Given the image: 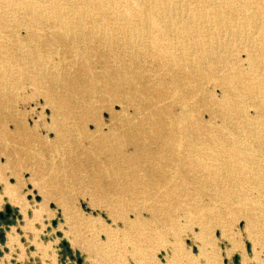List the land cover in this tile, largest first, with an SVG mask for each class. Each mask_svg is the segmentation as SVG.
Wrapping results in <instances>:
<instances>
[{
    "label": "bare ground",
    "instance_id": "bare-ground-1",
    "mask_svg": "<svg viewBox=\"0 0 264 264\" xmlns=\"http://www.w3.org/2000/svg\"><path fill=\"white\" fill-rule=\"evenodd\" d=\"M216 1L0 0V73L14 88L13 74L34 73L53 106L97 126L95 103L126 101L109 117L110 170L147 200L166 204L195 186L228 202L235 187L264 199V0ZM54 83L73 86L53 98ZM220 217L213 207L203 220ZM174 220L164 222L175 230ZM202 244L179 251L217 264Z\"/></svg>",
    "mask_w": 264,
    "mask_h": 264
},
{
    "label": "rangeland",
    "instance_id": "rangeland-1",
    "mask_svg": "<svg viewBox=\"0 0 264 264\" xmlns=\"http://www.w3.org/2000/svg\"><path fill=\"white\" fill-rule=\"evenodd\" d=\"M34 75L13 74V81L22 82L14 88L0 73V212L11 207L9 218L0 220V264H190L179 250L195 255L202 240L217 264H264L263 198L252 192L241 199L235 187L228 202L195 186L166 204L147 200L138 185L126 187L110 170L116 142L109 117L126 101L106 100L108 109L95 103L97 126L90 115L79 119L76 111L53 106L47 83L29 81ZM64 76L72 80L76 74ZM62 85L52 84L53 98L73 86ZM203 111L200 117L208 121ZM213 207L221 211L220 223L208 228L203 217ZM169 215L175 230L164 222Z\"/></svg>",
    "mask_w": 264,
    "mask_h": 264
},
{
    "label": "flooded vegetation",
    "instance_id": "flooded-vegetation-1",
    "mask_svg": "<svg viewBox=\"0 0 264 264\" xmlns=\"http://www.w3.org/2000/svg\"><path fill=\"white\" fill-rule=\"evenodd\" d=\"M11 212V211H10ZM10 212L8 214L5 213V210L2 212L3 216L0 217V220H7L10 216Z\"/></svg>",
    "mask_w": 264,
    "mask_h": 264
},
{
    "label": "water",
    "instance_id": "water-1",
    "mask_svg": "<svg viewBox=\"0 0 264 264\" xmlns=\"http://www.w3.org/2000/svg\"><path fill=\"white\" fill-rule=\"evenodd\" d=\"M5 213L8 214L11 211V207H9V205H5L4 207ZM3 214L2 212H0V217H2Z\"/></svg>",
    "mask_w": 264,
    "mask_h": 264
}]
</instances>
